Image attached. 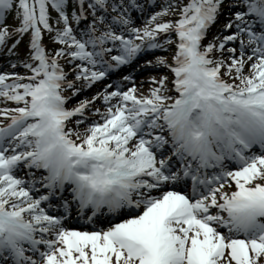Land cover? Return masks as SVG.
<instances>
[{
  "label": "snow or ice",
  "instance_id": "snow-or-ice-1",
  "mask_svg": "<svg viewBox=\"0 0 264 264\" xmlns=\"http://www.w3.org/2000/svg\"><path fill=\"white\" fill-rule=\"evenodd\" d=\"M0 56V264H264V0H0Z\"/></svg>",
  "mask_w": 264,
  "mask_h": 264
},
{
  "label": "rangeland",
  "instance_id": "rangeland-1",
  "mask_svg": "<svg viewBox=\"0 0 264 264\" xmlns=\"http://www.w3.org/2000/svg\"><path fill=\"white\" fill-rule=\"evenodd\" d=\"M187 2V0H185V3ZM227 16V15H226ZM226 16L223 18V20H221L219 23L216 24L215 28H214V31L215 33L219 30L220 26L223 25L225 23V20H226ZM170 19H176V15H172L171 17H168ZM210 36H208V39H210ZM172 51L174 52L175 49L173 47ZM19 54H20V57L23 58L25 55H26V48H21L19 47ZM161 55H166L168 56V60L169 62H171V54L170 53H161ZM3 63L1 62V65H5L4 67H6L4 70H2L1 72H4V71H7V72H20V73H24V69L22 67H17L16 69H12L10 67V62L8 60V58L5 56L3 59ZM12 62H15V60H13ZM63 63V62H62ZM158 74H166L169 76V78H171V74L166 70V69H163V68H160V69H153L152 70V73H149L147 75H140L139 77L136 78V83H137V86L140 87L141 85V82H143V88L141 89L142 91H146L147 88H148V79H149V76H153V75H158ZM86 98V97H85ZM83 98V99H85ZM88 98V97H87ZM79 100H82V98H77V99H74V101H70V104H69V107H72L73 105H75L76 103L79 102ZM0 106H3L2 104H0ZM100 106V105H98ZM92 119H98V117H92Z\"/></svg>",
  "mask_w": 264,
  "mask_h": 264
}]
</instances>
